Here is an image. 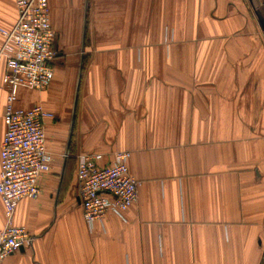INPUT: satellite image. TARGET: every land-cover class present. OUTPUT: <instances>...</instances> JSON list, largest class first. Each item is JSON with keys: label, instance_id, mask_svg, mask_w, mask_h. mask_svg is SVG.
<instances>
[{"label": "crops", "instance_id": "crops-1", "mask_svg": "<svg viewBox=\"0 0 264 264\" xmlns=\"http://www.w3.org/2000/svg\"><path fill=\"white\" fill-rule=\"evenodd\" d=\"M48 3L54 80L21 88L17 107L54 115L52 171L14 215L33 245L3 264H264V0ZM17 20L0 0V50ZM122 151L138 200L90 230L78 157Z\"/></svg>", "mask_w": 264, "mask_h": 264}, {"label": "built area", "instance_id": "built-area-1", "mask_svg": "<svg viewBox=\"0 0 264 264\" xmlns=\"http://www.w3.org/2000/svg\"><path fill=\"white\" fill-rule=\"evenodd\" d=\"M18 20L11 30H3L0 50L1 84L7 92L4 111L6 132L2 142L0 197L6 225L0 229V264L31 247L34 237L14 222L19 203L41 196V180L52 171L53 156L47 148L46 121L53 114L36 105L29 110L17 107L19 90L48 89L54 80L58 56L56 35L50 23L48 0H15ZM130 152H116L104 163L101 153L78 157V193L83 217L90 228L108 213L124 218L136 204L140 182L129 168Z\"/></svg>", "mask_w": 264, "mask_h": 264}]
</instances>
